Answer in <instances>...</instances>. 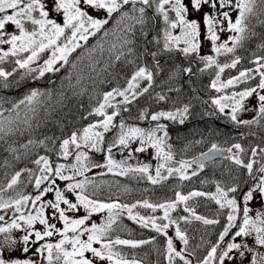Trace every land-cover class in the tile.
<instances>
[{
    "label": "snow or ice",
    "instance_id": "1",
    "mask_svg": "<svg viewBox=\"0 0 264 264\" xmlns=\"http://www.w3.org/2000/svg\"><path fill=\"white\" fill-rule=\"evenodd\" d=\"M86 6V7H85ZM205 6L209 11H204ZM230 9L236 11L235 20L232 19ZM51 11L60 16L58 21L56 18H50V11L45 0H0V89H8L12 87L10 77L17 69L24 70L20 79L30 76L34 71H39V76L43 77L45 73L57 72L60 70L58 62L67 64L70 55L80 48L81 41H88L90 36H96L101 30L104 37L110 35L116 36V42L110 44L108 51L115 53L114 59L120 61L125 57L124 49H127V54L135 57V50L132 45L134 41L137 26L139 32L143 36H147L150 26L154 27L162 18V28L157 33V37L153 39L157 44L162 40V47L159 52L171 53L178 49L185 57L193 56L203 62L204 68L200 69L203 72L205 69L215 68V78L211 81L210 87L220 92L234 85L254 78V74L259 75V83L256 87H247L242 91L232 92L231 95L218 96L211 100V103L216 106L220 113H224L226 108H230L229 113L231 121L240 124L259 123V119L240 121L237 119L238 112L245 110L244 102L246 98L252 97L254 94L259 100V115L264 117V95L259 94L257 89H264V56H256L252 61L256 67L247 68L239 72L237 76L221 79V74L225 69H234L241 62L242 57L234 55L231 62L220 63L218 57L223 54H235L236 50L243 46V42L249 38L248 19L250 15L264 14V0H51ZM96 13L97 15H93ZM100 13H103V18H100ZM170 13H174L170 15ZM115 23L111 29L105 26L114 18ZM192 17V18H190ZM225 23L227 27L225 28ZM264 23V21H262ZM174 30H178L174 34ZM228 31L231 33L226 40L221 41L220 33ZM255 35V33H251ZM231 42V46L229 44ZM211 45V54L201 55V51L205 45ZM100 51H104L103 44L99 45ZM264 49V43L258 45ZM50 50V55L43 63L38 66V69H33L31 65L41 58V55ZM92 51V50H89ZM144 52L150 55L155 67L160 69V60L158 52H148L147 48ZM6 62H11V71L4 67ZM134 61L124 59L125 64L133 63ZM73 67L75 65L73 64ZM112 67V64H109ZM177 71L183 73H192L191 67L180 68L176 66ZM162 70V69H161ZM37 77H32L36 79ZM146 81V87H140V81ZM154 81V72L147 66H137L130 79L126 80V87L112 88L111 91L102 94V102H99L97 107L92 109V112L103 119L94 123L88 124L82 130L72 131L71 134L61 140L59 145V155L67 159L69 156L75 155L74 164L57 163L55 167L50 162L47 155L40 156L34 161L39 166V175L35 176V188L41 189V185L45 181H49L47 187H44L38 192L35 197L29 195L17 194L18 198L4 199L3 193L5 189L0 187V209H14V213L10 222L0 223V264H40V261L34 257L39 255L47 264H96V260L106 261L107 264H141L137 259H128L121 252L116 250V246H130L137 248L140 245L151 243L149 240H129L121 239L117 236L115 239L108 238L109 233L113 230V226L117 224L119 217L127 210L129 219L136 221L143 227H151L157 233H162L167 237L166 240V260L167 264H177V258L183 264H192V260L185 255L184 251L177 250L174 246L173 237L168 235V229L171 225H176L175 237L183 242L185 246L189 243V237L186 231L179 226V221L183 220L186 224L192 221L202 222L204 225L217 224L216 219H209L204 215L197 214V204H189L193 198L207 197L217 205L220 209L229 208L231 212L227 215L228 223L224 226L223 231L219 234V240L207 252V255L198 260L197 264H213L218 261L219 264H224L225 259L232 260L230 255L233 249L247 248V245L241 243H228L226 248L221 249L219 241H224L229 235V231L234 226L238 227L233 239L240 236H248L253 232L255 242L259 245H264V211L257 210L255 218L249 215L250 209L245 203L241 209L237 204L236 198H229V193H235L236 188L231 187L225 190L219 182H216L215 192H203L193 190L189 193L182 194L175 192V198L166 200L160 203H151L145 199L137 201L131 205L122 204L116 201L103 202L97 199L90 198L86 194L88 186H92L93 193L98 189L93 181L85 177L83 180H74L76 176H83L91 167H106L108 172L117 171L119 175H128L129 173L140 174L141 178H146L153 185H158L169 177L178 175L180 180H190L197 176V171H192L191 175L188 169L193 163L198 164V169L205 167V160H210L214 156L221 154L223 150L213 143L208 152L202 153L200 158L193 161L181 159L176 161L178 167L169 166V162L174 160V154L171 144L167 143L168 132L167 125L157 123L154 128L145 130L144 128L127 125L121 119L119 123V133L113 141L108 143L105 163L99 165L90 160L89 153L83 149H94L96 152H101V144L105 143V133L110 128L115 127L113 124L114 117H117L121 111L119 105H128L131 100H135L137 96L149 92ZM17 85L19 81L16 82ZM171 90V89H170ZM83 94V91L80 93ZM45 95L39 89H32L24 95L22 99L12 104L9 109L10 115H3V103L7 102V98L0 96V139H4L10 133L20 131V123L27 125L31 130V123L28 119L20 121V106L24 105L27 111L36 113L35 105L41 103L40 97ZM50 96V93H48ZM122 97L121 101L113 103L115 97ZM131 97V99H130ZM159 100H164V95L158 94ZM190 104H183L182 107L176 108L175 111H160L151 115L152 121H160L165 118L171 121H178L180 124L185 122L190 111ZM115 109L110 114L106 109ZM15 110V116L11 113ZM127 110V109H125ZM27 116V112L25 113ZM141 119H144V114L141 112ZM17 121H20L18 123ZM39 127V124L37 125ZM98 129H103L99 131ZM158 132H163V136H158ZM21 134H23L21 132ZM139 139L141 147L135 149L136 152H144L145 146H150L155 149V156L159 163L155 167V175L150 173L151 165L148 163L140 164L136 167L125 166V161L115 160L112 155V148L117 145L127 148L130 142ZM45 141H52L55 145V138L45 136L42 140L30 139L27 144L21 145L26 152L31 151V148L39 145H45ZM31 146V147H30ZM259 147V146H257ZM257 147L251 149L252 157L258 155ZM233 149L236 152H233ZM10 151L16 152L17 149L9 148ZM245 150L241 144H233L227 149L231 153L228 159L234 161L237 166H242L247 170L249 175L253 173L255 159H250L247 163L241 158L240 154ZM259 152L264 154V148H259ZM131 156V153H129ZM19 159V156L16 157ZM264 159V156H262ZM71 169V175H65V170ZM166 170L167 175L163 174ZM29 172V179H32V170ZM261 173L259 182L254 189L249 190L243 197L244 201L253 199V193L258 192L264 197V163H260L257 169ZM21 172L17 171L10 181L7 183V188L12 189L17 185ZM61 181H69L64 190L56 186V178ZM74 180V182H72ZM206 181H201L205 183ZM78 190V191H77ZM54 200L42 201L45 193L53 192ZM66 192L75 194V202L67 198ZM37 202L40 206L37 207ZM31 203L35 209V214L29 211L25 214V207ZM61 204L66 205V208L61 207ZM184 206V211L188 215L179 216L174 219L171 215L179 205ZM145 209H150L155 212L157 209L163 210V215L143 216L138 212L133 213L137 206ZM82 207L86 211V215L73 218L67 215L69 211H79ZM45 208L52 209V217L58 218L63 222L62 228H57L56 224L50 223L49 218L45 215ZM107 210V217L101 223H91V226L86 225V221L90 219L93 213H102ZM242 210V223L236 225V213ZM5 221V217L0 215V222ZM159 221V222H158ZM163 221H167L164 223ZM39 222L44 226L43 231L35 230L33 226ZM16 229H23L24 234L19 238L15 237L13 232ZM54 233H58L61 237L55 243L45 242L35 248L32 255H28L31 251V244L37 241H43L46 237H52ZM71 233V235H69ZM35 236V240L31 237ZM86 235V239H82ZM155 239V238H153ZM94 244H99V247H94ZM218 249L219 252H218ZM252 252V248H247ZM20 252L21 256H16V252ZM91 253V257L87 256ZM244 251L239 252L240 257H244ZM251 264H264V253L253 255Z\"/></svg>",
    "mask_w": 264,
    "mask_h": 264
},
{
    "label": "trees",
    "instance_id": "2",
    "mask_svg": "<svg viewBox=\"0 0 264 264\" xmlns=\"http://www.w3.org/2000/svg\"><path fill=\"white\" fill-rule=\"evenodd\" d=\"M115 15L109 24L105 26L107 29L113 27ZM170 15L174 16V13H170ZM262 21H264V14L250 15L247 21L250 29L249 38L243 42V46L238 48L235 54H223L218 57L220 63H230L234 55L242 57L236 68L225 69V72L221 74L222 80L237 76L240 71L247 68H255L256 65L252 62L255 57L264 56V49L258 47V45L264 43V23ZM161 28L162 18L154 27L150 26L147 36L141 35L139 26H137L134 36L135 42L130 45L135 50V57L127 54V49H124L125 57L134 61L133 63L125 64V57H122L120 61L114 59L115 53H110L108 48L111 43L116 42V36L104 37V30H101L96 36H90L88 41H83L82 46L70 55L69 62L60 65V70L57 72H48L40 77L37 70L21 80L20 77L24 70L17 69L13 76L9 78L12 87L0 89V96L7 98V102L2 105L5 117L10 115L8 110L12 108V104L22 99L30 90L39 89L45 95L40 97L41 103L35 105V115L27 111L24 105L20 106V121L28 119L31 123V130L28 129L27 125L17 121L20 123V131L10 133L4 139H0V187L5 189L4 199L18 198V193L35 197L40 190L35 188L34 178L39 175V166L34 161L40 156L47 155L53 167H55V164L61 163L58 154L61 140L67 138L72 131L82 130L88 124L100 120L101 116H97L95 113L89 115V113L92 112L94 107L98 106L99 102H102V94L111 91L115 87L125 88L127 86L126 80L131 78L137 66H147L154 72L152 87L149 92L137 96L135 100H131L130 104L119 105L121 111L115 117V127L111 128V131L114 129L113 137L111 140L106 139L107 145L105 147H108V143L117 137L118 131H120L119 123L121 119L127 125L150 129L147 123H151L152 114L160 111H175L183 104H190L189 114L183 124L165 118H161L160 122L158 121L159 124L167 125L166 131L169 134L167 143L171 144L174 156L190 160L207 152L213 143L219 148H229L225 144V138H235L237 132H233V128L243 129L245 127L250 128L255 136L247 141L240 142L245 150L240 156L244 161L251 158L252 155L249 151L262 142L259 137L264 135V117L260 115L257 117L259 123L237 124L231 121L230 115L219 114L218 108L211 103V100L218 96L231 95L232 92L242 91L247 87H256L259 83V76L217 92L210 87L211 81L215 78L214 66L201 72L200 69L204 68V64L198 57H185L178 49L173 50L171 53L159 52L162 47V40L157 44L153 38L157 37V33ZM251 33H255V35H251ZM100 44H103V52L100 51ZM229 44L231 46V42ZM145 48L148 52H158L157 58L160 60V69L155 67L153 58L144 52ZM110 63L112 67H109ZM73 64L75 67H73ZM39 65L35 64L31 67L38 69ZM177 65L181 69L191 67L192 73L177 71ZM4 67L11 71V62H6ZM33 76L37 78L32 79ZM17 81H19L18 85ZM82 91L83 94H80ZM48 93H50V96ZM158 94L164 95L165 99L159 100ZM117 98L118 101L123 99L119 96ZM114 110L112 108L106 109L109 114ZM26 112L27 116L25 115ZM141 112L144 114V119L140 118ZM11 115L15 116V110ZM158 122H152V124ZM38 124L39 127H37ZM45 136L54 137L55 145L52 141H45L46 146L39 145L31 148V151L28 152L21 147V145L27 144L30 139L39 141L44 139ZM234 138H232V141ZM10 147L17 149V151H10ZM17 156H19V159L16 158ZM96 159L90 157L93 163H96ZM217 162L212 163L214 166L207 174L198 176L194 181H189L186 190V185L179 177L177 179H167L155 187H150L149 181L146 178H141L140 174L119 175L111 173L86 176L99 186L93 193L92 186L89 185L86 194L92 199L106 203L116 201L131 205L145 199L151 202L154 190H159L156 191L157 194H162L164 197L169 195L168 193H174L175 195L177 191L185 195L193 190L215 192L216 182H219L225 190L235 187L236 193H241L246 184L242 176L241 166L236 165L235 179H231L229 164L224 163L223 166L221 162ZM27 170H32L31 180ZM17 171L21 172L18 183L12 189H8L7 183ZM201 181L206 182L201 183ZM165 183L168 185L164 186ZM48 184L47 181L44 182L41 185V190ZM232 196H229V198ZM237 197H235L236 200H238ZM155 199L159 198L156 196ZM194 203L197 204V214L218 221L217 224L213 225H204L198 221L187 224L183 220L179 222L180 228L186 231L189 237L188 245L182 244L180 250L184 251L186 248L185 255L192 260L193 264H196L218 242L220 232L228 223L227 215L230 209H220L215 201L207 197L193 198L192 201H189V204ZM30 206L31 203L25 209L28 211ZM117 236L121 239L151 241V243L140 245L137 248L117 245L116 250L121 251L126 258L137 259L141 261V264H167L166 249L164 248L166 236H161L159 233L129 219L126 213L119 217L108 238L115 239ZM155 237L159 238L155 241L153 239ZM177 264H183V262L177 258Z\"/></svg>",
    "mask_w": 264,
    "mask_h": 264
},
{
    "label": "rangeland",
    "instance_id": "3",
    "mask_svg": "<svg viewBox=\"0 0 264 264\" xmlns=\"http://www.w3.org/2000/svg\"><path fill=\"white\" fill-rule=\"evenodd\" d=\"M45 2L48 4V9H49V11L51 13L50 18L54 17V18H56L59 21L60 20V16L51 11V0H45ZM186 2H187V0H186ZM225 10L230 11V15H231L232 19L235 20L237 12L236 11H232L230 9H225ZM204 11H209V8L207 6H205ZM93 15L95 16L97 14L93 13ZM103 15H104L103 13H100V18H103ZM190 18H192V17H190ZM224 26H225V28L227 27L226 23H225ZM177 33H178V30H174V34H177ZM230 34L231 33H229L228 31H224V32L220 33L221 41L226 40L227 37ZM82 42L83 41H81L80 43L82 44ZM0 47H5L6 48V46H0ZM210 49H211V45L210 44L205 45L204 48L201 51V55H205V54H211L212 55V54H214V53H211ZM50 54H51L50 50L46 51L44 54L41 55V58L39 60H37L36 62H34L32 65H35V64L39 65L41 62H43L44 59H47L48 55H50ZM58 64L62 65L63 62H58ZM255 76H259V75L258 74H254V78H255ZM146 86H147V82L146 81H143V80L140 81V87L141 88L142 87H146ZM257 92L259 94L264 95V89H257ZM117 101H118V98L115 97V99L113 100V103L116 104ZM259 103L260 102H259L258 96L256 94H254L252 97L246 98L245 102H244V109L245 110H242V111L238 112L237 117L240 118V119H246V120L253 118L255 116L256 112H257V109L259 107ZM228 110H231V109L230 108H226L225 112H229ZM101 119H103V117ZM240 121H244V120H240ZM152 122H158V121H152L151 120V123L148 122L147 125H150V127H148V128H154L156 126L157 123L152 124ZM114 123H115V117H114V120H113V124ZM137 127H139V126H137ZM98 130L99 131H103V129H98ZM111 130L112 129L110 128V130L107 133L104 134L105 135V143L101 144V148L103 149L101 152H96L94 149H89V148L83 149L84 151H87L89 153V157L97 158L96 161H95L96 164L103 165L105 163L106 157L108 155L107 147H105L107 145L106 139L107 140H111L112 139L114 129H113V131H111ZM145 130H148V129H145ZM118 133H119V131H118ZM157 135L158 136H163V132H158ZM138 147H141L139 139L130 142V144H129V146L127 148H125L123 146H120V145H117L116 147H113L111 155H112V157L115 160L125 161V166L136 167V166H138L140 164L148 163V164L151 165L150 173L152 175H155V167L159 163V161L157 160V158L155 156V149L151 148L150 146H145L146 150L144 152H136L135 149L138 148ZM129 153H131V156L129 155ZM60 158H61V163L62 164H74V163H76L75 155L69 156L67 159H65L62 156H60ZM181 159L187 160V158H181L180 156H174V160L169 162V166L178 167L179 165H178V163H176V161H179ZM194 170H195L194 166L189 168L188 169L189 175H191V172L194 171ZM111 173L119 174L118 170L117 171H113V172H108L106 167H91V166H89V170L87 172H85L83 176H76L74 178V180H82L84 177L91 176V175H98V174L103 175V174H111ZM64 174L65 175H71L72 174L71 173V169H66ZM163 174L167 175L166 170L163 171ZM170 178H172V177H169L168 179H170ZM74 180L72 182H74ZM47 182L49 183V181H47ZM67 183H69V181H61L58 177L56 178V186H58L62 190H64L66 188V184ZM149 185H150V187L151 186H153V187L157 186V185H153L150 181H149ZM167 185L168 184L165 183L164 186H167ZM45 187H47V186H45ZM156 191H159V190H154L153 191L151 203L165 202L166 200L175 198L174 193H168L169 195H166L164 197L162 194H157ZM54 195H55L54 191L53 192H49V193H45V195L42 197V201L43 202H47L48 200H54ZM66 196L72 202H75V194L74 193L66 192ZM156 196L159 199H155ZM161 197H162V199H160ZM260 197H262V196H260V194L258 192H254L253 193V199L250 200V201H247L246 203L249 204L250 202H253L254 200L259 201ZM262 198H264V197H262ZM36 206L39 207L40 206V202H37ZM61 207L66 208L67 206L61 204ZM24 211H25V214H27L29 211H31V212H33V214H35V209L32 207V205L30 206L28 211L26 209H24ZM137 212L140 215H143V216L160 217V216L163 215V210L162 209H157L155 212H152L150 209H145L143 207H140L139 205L137 206L136 209L133 210L134 214L137 213ZM124 213L127 214V210H125ZM14 214L15 213H14V209L13 208H10V209H7V210L1 209L0 210V215H3L5 217V221L0 222V223L10 222ZM176 214H181V216L188 215V213H186L184 211V206L182 204L179 205L177 207V209L171 213L172 217L174 215H176ZM15 215H18V214H15ZM45 215L49 218V222L50 223L56 224L57 228H62L63 227V222L62 221H60L58 218H53L52 217V209L45 208ZM67 215H69L70 217H73V218H79V217H82V216L86 215V211L82 207H80L79 211H69V212H67ZM106 217H107V210H105L102 213H93L92 216L90 217V219L88 221H86V225L88 227H90L91 223H93V222L99 224V223L103 222L106 219ZM163 222L167 223V221H163ZM33 228L35 230L43 231L44 226L39 224V222H37L33 226ZM147 228L151 229L154 232H156L151 227H147ZM175 228H176V225H171L170 228L167 231H168V235L173 237L174 246L177 248V250H180L182 248L183 242L179 241L175 237ZM13 234H14L15 237L19 238L21 235L24 234V231H23V229H16V230H14ZM69 235H71V233H69ZM159 235L163 236L162 233H159ZM232 237H234V236H232ZM60 238L61 237L59 236L58 233H54V235L52 237H46L45 240L37 241L34 245L31 244V241H30L31 251L28 253V255H32V252H34L35 248L39 247L40 244L45 243V242H53V243H55ZM86 238H87L86 235L82 237V239H86ZM158 238L159 237H155V241ZM248 238H249L248 236H240V237H235V240L241 241V242H238V243H242L243 241H246V242H243L242 245H247V247H249ZM31 240H35L34 234L31 237ZM164 240L166 241L167 237ZM93 246L94 247H99V244H94ZM164 248L166 249V243H164ZM244 249L245 248H241L242 251ZM234 251H236V250H234ZM253 251H254L253 255L259 253V249L258 248H253ZM165 253H166V250H165ZM15 255L16 256H21V253L18 251V252L15 253ZM86 255L91 257V253H87ZM34 258L37 259L38 261H40V264H47V262L44 261L42 259V257H40L39 255L35 256ZM246 258H248V257L246 256ZM237 263H238V260L234 261L232 263V260H228L227 258L225 259V262H224V264H237ZM96 264H107V262L106 261H99L97 259L96 260ZM196 264H197V262H196Z\"/></svg>",
    "mask_w": 264,
    "mask_h": 264
},
{
    "label": "flooded vegetation",
    "instance_id": "4",
    "mask_svg": "<svg viewBox=\"0 0 264 264\" xmlns=\"http://www.w3.org/2000/svg\"><path fill=\"white\" fill-rule=\"evenodd\" d=\"M231 112V111H230ZM230 112H224L222 114H228ZM220 114V112H219ZM259 116V112H258V109H257V112L255 114V116L251 119H248V120H253V119H257V117ZM237 119L239 120H246V119H240L237 117ZM233 132H237L235 134V138L234 140L232 141V138H225V144L229 146V148L233 145V144H236V143H239L241 141H247L249 140L250 138H252L253 136H255V134L253 132H251V129L250 128H243V129H236V128H233ZM264 132V131H263ZM252 135V136H250ZM236 139V140H235ZM259 140H261L262 142L260 143V147L257 148V152H258V155L256 157H252L249 158L248 160L245 161V163H247L250 159H255L257 161L256 164H254V168H253V173L251 175H249V173L247 172V170L245 168H243L241 166V169L243 171V179H245V186H244V190L241 192V193H230L229 196H238L237 197V204L238 206H240V208L242 209L244 206H245V201L243 199L244 195L251 189H254L255 188V185L259 182V179H260V176H261V173H259L257 171V169L259 168V165L260 163H264V159H262V156H264V154H261L259 152V148H264V135L263 136H260L259 137ZM224 141V140H223ZM219 148V147H218ZM223 149H228V148H223ZM233 152H236L235 149H233ZM251 151H249L250 153ZM231 155V153H226V155L223 157V158H220V159H216L214 161H211L209 163H205V167L203 169H198V165H194L192 164V166H194L195 170L194 171H197L198 174L197 176L195 177H192L190 180H181L183 182L185 186V190L187 189V185H188V182L189 181H194L195 179H197L198 176L200 175H205L208 173V171H210L214 164H212L213 162L215 161H218V162H221L222 165L224 163H228L230 168H229V173L231 174L232 178L231 179H235V167H236V164L234 163V161L228 159L227 157H229ZM241 155V154H240ZM190 161H193V159H190ZM217 162V163H218ZM224 166V165H223ZM179 176L175 175L174 177L172 176V178L170 179H177ZM232 196V197H233ZM247 206L249 207L250 209V212H249V215L252 216L253 218H255V215H256V212L257 210H260V211H264V198L260 197V200L259 201H256L254 200L253 202H250L249 204H247ZM231 212V209L229 210ZM181 215V214H180ZM236 225H239L240 223H242V219H243V213H242V210L240 212H237L236 213ZM182 221V220H180ZM179 221V222H180ZM238 231V227L234 226L233 228L230 229L229 231V235L225 237L224 241H219L220 243V248L223 249V248H226L227 247V244L228 243H238V242H241V241H237L235 239H233L232 236H234L235 232ZM255 233L253 232L252 234L248 235V240H249V247L247 248H258L259 249V253H264V245H259L255 242ZM243 242H246V241H243ZM242 242V243H243ZM241 243V244H242ZM247 248H245L243 251L245 253L244 257H240L239 256V252L242 251L241 249L237 250V249H233L232 252L230 253V255L233 257L232 259V263L234 261H237L238 260V263L237 264H251V261H252V257H253V254H254V251L252 252H249L247 250ZM220 249H218V252H219ZM236 250V251H234ZM246 256L248 258H246ZM213 264H219L218 261H214Z\"/></svg>",
    "mask_w": 264,
    "mask_h": 264
},
{
    "label": "water",
    "instance_id": "5",
    "mask_svg": "<svg viewBox=\"0 0 264 264\" xmlns=\"http://www.w3.org/2000/svg\"><path fill=\"white\" fill-rule=\"evenodd\" d=\"M221 150H223L222 152H221V154H219V155H216V156H214L212 159H210V160H205V163H209V162H211V161H214V160H216V159H220V158H223L225 155H226V150L225 149H221ZM201 156H199V157H197V158H200ZM197 158H195V159H197ZM194 165H198V164H196V163H193ZM175 176V175H174ZM173 176V177H174ZM180 215H175V216H173V218L174 219H178V217H179Z\"/></svg>",
    "mask_w": 264,
    "mask_h": 264
}]
</instances>
